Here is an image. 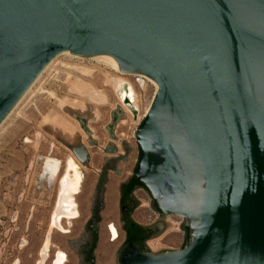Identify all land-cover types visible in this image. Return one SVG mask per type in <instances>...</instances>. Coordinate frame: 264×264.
Instances as JSON below:
<instances>
[{
	"label": "water",
	"instance_id": "water-1",
	"mask_svg": "<svg viewBox=\"0 0 264 264\" xmlns=\"http://www.w3.org/2000/svg\"><path fill=\"white\" fill-rule=\"evenodd\" d=\"M64 52L107 56L157 86L132 178L158 212L142 226L159 227L151 240L186 228L187 244L129 243L118 264H264V0H0V125ZM65 145L89 168L85 145ZM100 210L87 224L91 264ZM84 233L67 241L75 253Z\"/></svg>",
	"mask_w": 264,
	"mask_h": 264
},
{
	"label": "rangeland",
	"instance_id": "rangeland-1",
	"mask_svg": "<svg viewBox=\"0 0 264 264\" xmlns=\"http://www.w3.org/2000/svg\"><path fill=\"white\" fill-rule=\"evenodd\" d=\"M115 81L132 85L135 118L123 109L117 98ZM154 93L155 87L144 78L122 75L98 60L69 55L53 60L0 125V264H38L47 235L49 251L42 264H50L57 251L66 254L65 264H78L77 255L67 241L80 237L90 217L89 198L96 181L95 170H99L104 158L125 155L121 145L124 140L132 150L127 155V163L117 166L118 170L122 168L120 177L109 174L107 208L101 214L95 252L96 264H118L123 239L119 231V238L112 241L107 228L110 225L117 228L119 184L131 176L136 165L138 148L133 134ZM79 119L84 120L89 136L82 130ZM70 135L71 141L65 138ZM90 139L96 146L88 145ZM76 142L85 145L94 174L77 162L65 145ZM110 144L117 148L115 155L105 152ZM69 158L76 162L81 175L79 191L82 193L74 197L79 217L70 223L62 222L66 232L49 230L58 182ZM134 197L140 205L133 212L132 220L142 226L153 224L158 213L151 209L146 191L137 189ZM83 201L84 205H79ZM165 219L177 225L183 223L176 216H165ZM184 237V231L171 229L150 240L148 246L178 250Z\"/></svg>",
	"mask_w": 264,
	"mask_h": 264
},
{
	"label": "bare ground",
	"instance_id": "bare-ground-1",
	"mask_svg": "<svg viewBox=\"0 0 264 264\" xmlns=\"http://www.w3.org/2000/svg\"><path fill=\"white\" fill-rule=\"evenodd\" d=\"M60 55H69V56H72L75 58L82 59L80 57L73 56V55L69 54L68 52L61 53L58 56H60ZM90 59L101 61V62L109 65L114 71L119 72V70H117V66L115 65V63H113L107 56H97V57H93ZM53 60L45 67V69L43 70L42 73H44V71L47 70V68L53 62ZM119 73L122 74L121 72H119ZM41 74L35 80V82L40 78ZM122 75H127V74H122ZM132 76L142 77L145 80L149 81L155 87V91H156L157 86L152 80H150L144 76H139V75H132ZM34 83H33V85H34ZM31 87L28 89V91L26 93L29 92ZM114 90H115V94H116L117 98L120 100L121 104L124 106L123 109L131 112L135 118V116H136V110H135V105H134L135 93H134L132 85L128 82L115 81ZM23 97H22V99H23ZM79 122L81 124V127L84 126L86 128V126L84 125L83 119H79ZM82 130L88 136L90 135V131L88 129H87L88 133L83 128H82ZM65 138L68 139L69 141H71L73 136L71 137V135H70V136H67ZM80 182H81V175L77 172L76 162H74L70 158L67 159L66 164H65V168H64V173L62 174V176L58 182V191H57L54 207L52 210V214H51L50 220H49V230L54 229V230H60V231L66 232L65 228L62 226V222L64 221L65 223H70L71 220L76 219L78 217L79 212H78L77 204H76L74 197H75V195L78 194ZM110 191H111V189H110ZM112 196L114 197V195H112ZM110 204H111V202H110ZM114 204H112V205H114ZM108 231H109V235H110V238L112 241H116L119 238V233H118L117 229L114 228L113 225H110ZM48 237L49 236L47 235L46 241H45V243L42 247V250H41V254H40L41 259H40L38 264H42L43 261L47 258V253L49 251ZM65 262H66L65 254L61 251H57L54 254V258L52 259L51 264H65Z\"/></svg>",
	"mask_w": 264,
	"mask_h": 264
},
{
	"label": "flooded vegetation",
	"instance_id": "flooded-vegetation-1",
	"mask_svg": "<svg viewBox=\"0 0 264 264\" xmlns=\"http://www.w3.org/2000/svg\"><path fill=\"white\" fill-rule=\"evenodd\" d=\"M127 156H120V157H112L110 159H104L103 164L99 167V170H95L96 174V181L93 188V191L90 195L89 201H90V217L87 219L85 223V233L81 237V239L77 243V247L75 249L76 255H77V261L78 264H91L86 258V252L89 250L92 244V232L87 229V224L89 221H91L94 217L95 210L98 206L101 207V210L99 212V221L96 223L91 224V227L96 230L97 232V240L94 244V247L91 252V257L93 259V264H96V258H95V252L97 249V242H98V225L102 222L101 214L106 210L107 205L105 204V196L107 194V187L109 184L108 178L109 174H119V170L117 169V166L120 163H127ZM90 166V165H89ZM91 167V166H90ZM133 173V169H132ZM132 174L130 177H128L122 184L119 186V200L122 197L123 202L122 204L119 203L118 200V224H117V230L118 233L120 231V235L122 236V245L119 251L123 249L127 244L126 241V225L130 219H132V214L137 208V202L134 197V192L132 195H129L128 193V184L131 182ZM99 197H101V201L99 202ZM145 228V227H144ZM108 230V228H107ZM159 232L158 226H152L149 228H145L144 235H146V241L144 242V245L151 239H153L156 234Z\"/></svg>",
	"mask_w": 264,
	"mask_h": 264
},
{
	"label": "trees",
	"instance_id": "trees-1",
	"mask_svg": "<svg viewBox=\"0 0 264 264\" xmlns=\"http://www.w3.org/2000/svg\"><path fill=\"white\" fill-rule=\"evenodd\" d=\"M137 189L144 188L134 179H131V182L128 184V193L132 195L133 192ZM123 198L121 197L119 203L122 204ZM158 213V212H157ZM126 231V241L127 243H131L135 247L139 248L141 251L146 250L144 242L146 241V235H144L145 228L135 223L132 219H130L125 228ZM185 231V240L184 244L181 248H183L187 244V230L184 228Z\"/></svg>",
	"mask_w": 264,
	"mask_h": 264
},
{
	"label": "crops",
	"instance_id": "crops-1",
	"mask_svg": "<svg viewBox=\"0 0 264 264\" xmlns=\"http://www.w3.org/2000/svg\"><path fill=\"white\" fill-rule=\"evenodd\" d=\"M90 168L91 167H89V169H88V171H90L92 174H94V171H92V170H90ZM63 169V168H62ZM97 170V169H96ZM94 188V187H93ZM93 188H92V191H93ZM108 188V187H107ZM92 191H91V193H92ZM108 192V191H107ZM82 192H81V190L78 192V194H81ZM118 200H119V194H118V197H117V205H118ZM76 204H77V202H76ZM84 205V201H83V203L81 202V204H79V205ZM77 209H78V204H77ZM78 217H79V215H78ZM77 217V218H78ZM136 223V222H135ZM138 224V223H137ZM138 225H140V224H138ZM140 226H142V225H140ZM66 255V254H65ZM54 258V257H53ZM51 264V263H50Z\"/></svg>",
	"mask_w": 264,
	"mask_h": 264
},
{
	"label": "built area",
	"instance_id": "built-area-1",
	"mask_svg": "<svg viewBox=\"0 0 264 264\" xmlns=\"http://www.w3.org/2000/svg\"><path fill=\"white\" fill-rule=\"evenodd\" d=\"M142 119V118H141ZM140 122V120L138 121V123ZM136 131V130H135ZM135 131H134V134H133V138H135Z\"/></svg>",
	"mask_w": 264,
	"mask_h": 264
}]
</instances>
